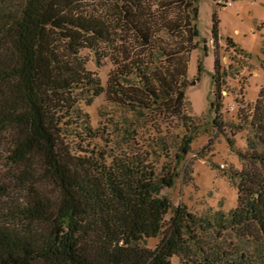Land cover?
<instances>
[{
  "label": "trees",
  "instance_id": "16d2710c",
  "mask_svg": "<svg viewBox=\"0 0 264 264\" xmlns=\"http://www.w3.org/2000/svg\"><path fill=\"white\" fill-rule=\"evenodd\" d=\"M196 3L0 0V162L18 192L15 198L0 186V264H172L190 244L203 264H254L246 251L218 254L198 245L196 230L211 227L259 237L264 264V151L254 140L250 151H237L244 165L230 175L237 199L227 213L196 217L162 194L199 127L184 92L188 55L197 46ZM211 33L217 40L216 22ZM84 49L110 61L104 83L87 68ZM214 69L216 96V56ZM263 91L243 117L262 146ZM101 94L133 117L111 123L122 139L115 148L92 143L101 135L82 106ZM147 118L158 133L161 121L183 129L172 167L156 165V149L168 155L171 148L164 134L149 150L135 146V123ZM150 238H159L153 248Z\"/></svg>",
  "mask_w": 264,
  "mask_h": 264
},
{
  "label": "rangeland",
  "instance_id": "374dc122",
  "mask_svg": "<svg viewBox=\"0 0 264 264\" xmlns=\"http://www.w3.org/2000/svg\"><path fill=\"white\" fill-rule=\"evenodd\" d=\"M196 5L194 29L197 35L194 42H197V46L188 55L184 92L187 112L194 117L199 127L194 133L190 151L177 166L179 176L172 187L162 189V194L169 198L173 208L186 205L187 210L196 217L213 221L217 211L227 213L236 205V180H232L230 175L244 165L237 151L251 150L248 139L255 141L256 150L264 151V146L257 142V135L243 120L264 87V0H197ZM214 22L217 24V40L212 38L211 33ZM227 39L235 43V48L226 43ZM81 55L87 61V68L95 72L104 83L111 68L110 61L101 56L95 59L92 52L86 49L81 51ZM215 56L218 58L219 83L216 96L213 94ZM212 101L219 104L216 112L210 108ZM82 106L101 135L92 143L99 148H115L114 145L122 139L116 135V128L111 123L118 116L123 118L124 114L129 119L133 117L107 103L103 94L95 97L91 105ZM258 113L264 114V91ZM215 115L218 126L213 123ZM152 121L147 118L135 123V146L149 150L155 146L153 141L156 137L164 134L171 148L168 155L156 149L159 152V155L155 154L156 165L158 170L163 165L172 167L175 148L183 129L175 127V121L170 124L161 121V131L158 133L152 128ZM228 139L232 140V145ZM9 180V171L1 161L0 186L5 187L6 194L14 192L16 198L18 192ZM6 198L2 200L8 202ZM2 207L0 219L4 212ZM170 214L171 211L165 216V221ZM196 231L198 245L206 251L235 254L243 250L255 260L254 264H263L260 260L262 249L259 237L242 236L238 232L219 230L216 227ZM158 239H148L146 246L153 248ZM201 256L198 246L190 244L181 256H173L171 262L203 264ZM219 263L224 264L225 260Z\"/></svg>",
  "mask_w": 264,
  "mask_h": 264
}]
</instances>
